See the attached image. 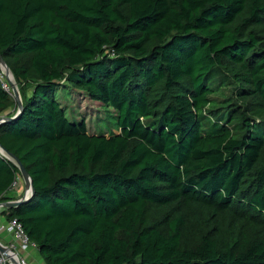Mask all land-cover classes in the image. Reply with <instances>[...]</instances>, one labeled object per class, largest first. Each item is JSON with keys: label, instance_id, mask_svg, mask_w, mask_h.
<instances>
[{"label": "trees", "instance_id": "1", "mask_svg": "<svg viewBox=\"0 0 264 264\" xmlns=\"http://www.w3.org/2000/svg\"><path fill=\"white\" fill-rule=\"evenodd\" d=\"M0 57L22 103L0 80V146L33 188L0 215L44 264H264V0H0ZM17 177L0 155V204Z\"/></svg>", "mask_w": 264, "mask_h": 264}, {"label": "rangeland", "instance_id": "2", "mask_svg": "<svg viewBox=\"0 0 264 264\" xmlns=\"http://www.w3.org/2000/svg\"><path fill=\"white\" fill-rule=\"evenodd\" d=\"M0 80L3 87L12 94V86L3 72L1 65ZM67 92L68 91H59L57 93V100L60 105L66 109L68 117L76 121L81 119L84 120L86 128L90 134L101 133L107 135V131L110 130V128H108L109 125L104 121V119L108 113L114 114V111L111 108H104L101 104L89 100L86 96H83L82 93L71 90L70 92ZM65 93L68 95L66 96ZM12 109L13 107H11L9 111ZM11 192L14 193L15 197H17L16 200L21 199L26 193V183L21 176L17 177L16 189H12Z\"/></svg>", "mask_w": 264, "mask_h": 264}, {"label": "built area", "instance_id": "3", "mask_svg": "<svg viewBox=\"0 0 264 264\" xmlns=\"http://www.w3.org/2000/svg\"><path fill=\"white\" fill-rule=\"evenodd\" d=\"M17 180L13 184V189H16ZM2 210L4 207H0ZM1 210V211H2ZM0 231L10 235L12 241L8 244H2L0 251V264H28L22 253L27 252L31 248H36L25 235L22 226L15 219L5 221L0 225Z\"/></svg>", "mask_w": 264, "mask_h": 264}, {"label": "water", "instance_id": "4", "mask_svg": "<svg viewBox=\"0 0 264 264\" xmlns=\"http://www.w3.org/2000/svg\"><path fill=\"white\" fill-rule=\"evenodd\" d=\"M0 64H3L4 67L6 68V71L10 72L9 68L6 66V64L4 63V61L2 60L1 57H0ZM11 86H12V97H13L14 102H15L16 107H17V111H16V114L14 116V117H16L21 112L22 103H21V98H20L19 91H18L16 84L11 85ZM8 120H10V119H8ZM2 122H4V119H0V123H2ZM0 150H1L0 151L1 156L7 158L8 160H11V161L13 160L16 167L20 171V176L22 177V179L26 183V188L27 187L30 188L29 193L28 194L25 193L21 199L0 204V207H4L5 209H12V208L17 207L20 203L24 202L28 198L29 195H32L33 194V188H32V184H31V179H30L29 175L27 174L26 170L24 169V167L21 165V163L15 157H13L10 153H8L3 147L0 146ZM1 250H2V246L0 245V251Z\"/></svg>", "mask_w": 264, "mask_h": 264}, {"label": "crops", "instance_id": "5", "mask_svg": "<svg viewBox=\"0 0 264 264\" xmlns=\"http://www.w3.org/2000/svg\"><path fill=\"white\" fill-rule=\"evenodd\" d=\"M11 195H12V197H14V199L17 198L14 196V193H12V192H11ZM13 201H15V200H13ZM1 210L2 209L0 208V212H1ZM4 222H5L4 216L0 215V225L3 224ZM11 241H12V239H11L10 235H8L5 232L0 231V243L8 244ZM22 256L26 259L28 264H44L41 257L39 256L36 248H31L27 252L22 253Z\"/></svg>", "mask_w": 264, "mask_h": 264}, {"label": "bare ground", "instance_id": "6", "mask_svg": "<svg viewBox=\"0 0 264 264\" xmlns=\"http://www.w3.org/2000/svg\"><path fill=\"white\" fill-rule=\"evenodd\" d=\"M0 65H1V68H2L3 72H4L5 75H6V77H7L8 81H9V83H10L11 85H14V84H15V81H14V78H13L11 72H7V71H6V68L4 67L3 64H0ZM0 151H1V150H0ZM29 191H30V188L27 187V188H26V194H28Z\"/></svg>", "mask_w": 264, "mask_h": 264}]
</instances>
